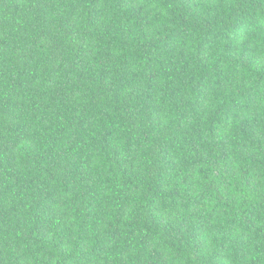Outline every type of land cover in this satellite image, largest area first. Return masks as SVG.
Returning a JSON list of instances; mask_svg holds the SVG:
<instances>
[{"label":"trees","instance_id":"1","mask_svg":"<svg viewBox=\"0 0 264 264\" xmlns=\"http://www.w3.org/2000/svg\"><path fill=\"white\" fill-rule=\"evenodd\" d=\"M0 264H264V0H0Z\"/></svg>","mask_w":264,"mask_h":264}]
</instances>
